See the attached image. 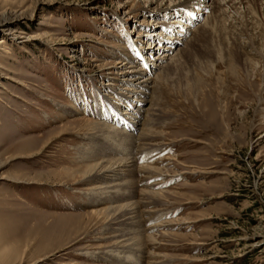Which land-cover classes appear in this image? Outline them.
<instances>
[{
    "label": "rangeland",
    "instance_id": "rangeland-1",
    "mask_svg": "<svg viewBox=\"0 0 264 264\" xmlns=\"http://www.w3.org/2000/svg\"><path fill=\"white\" fill-rule=\"evenodd\" d=\"M144 5L0 0V264H264V7L215 26L201 9L168 58L141 60ZM123 60L148 79L133 128ZM118 205L134 223L106 229Z\"/></svg>",
    "mask_w": 264,
    "mask_h": 264
},
{
    "label": "bare ground",
    "instance_id": "bare-ground-1",
    "mask_svg": "<svg viewBox=\"0 0 264 264\" xmlns=\"http://www.w3.org/2000/svg\"><path fill=\"white\" fill-rule=\"evenodd\" d=\"M145 2V5H144V8H140L137 7L138 9H133L131 11V13L133 11H140L142 12V14H148L149 16H151V20H153L152 18L154 19H157L155 22L154 25H151V29L150 30H145V32H139V34L141 36H143V38H147L148 41H155L157 40V44L155 45V47L153 48L152 45H149V46H146L145 47V51H144V48H143V51L140 49L138 50V57H141V60H143V54L144 53H147L148 50H154V49H161V51H159V54L157 55V59L159 60L160 58H163V57H167L169 55L168 51L172 50L174 47H175V44H177L179 42V38H183L186 34H187V30H186V24L187 22H192L194 23L196 21V13L198 14H201L203 13V11H200L201 9L204 10V9H208V11L211 9H213V13H216L217 15L215 16H211L209 19L207 18V22L205 23H212L213 25L215 24V20H216V17L217 18H220L221 16L224 17L227 16V14L225 13V10L223 9L224 7H228L230 8V4L233 3V5L235 4H240V5H246V4H250L252 3L254 6V9L256 10V3H258V5L260 7H264V0H238V1H235V0H171V3L169 6H165L167 3H165V0H144ZM168 2V1H167ZM211 3V5H209ZM247 7V6H246ZM249 7V6H248ZM247 7V8H248ZM133 8H134V5H133ZM237 8V7H236ZM245 8V6H244ZM195 9V11H194ZM238 9V8H237ZM152 10H158L157 13H154L152 12ZM236 10V9H235ZM198 11V12H197ZM245 11V10H244ZM232 12V11H230ZM247 12V13H246ZM249 10H246L244 13H245V16H247ZM212 13V14H213ZM250 13V12H249ZM138 13H135L134 16H136ZM173 15L174 17L171 18V21H166L165 18L166 15ZM264 15V13H263ZM248 17V16H247ZM215 18V19H214ZM211 19H213L214 21H211ZM154 21V20H153ZM247 21V22H246ZM245 22L248 27L250 25H252V23L247 19ZM183 22V23H182ZM150 24V23H149ZM189 26V25H188ZM215 26V25H214ZM213 26V28H214ZM202 28L203 29H207L205 28L206 26L204 25H200L199 28ZM253 30L255 29L256 30V27H253ZM251 28V29H252ZM202 30V29H201ZM247 30H250V29H246ZM249 34V33H248ZM257 36H258V32L256 33ZM177 35V36H176ZM242 35V34H241ZM251 35L254 37L255 33H251ZM252 36L249 37L248 39H250L252 41ZM259 36H264V32L262 33H259ZM248 40L247 44L248 46H250L253 50H255L253 47H254V44ZM4 40L3 38L0 39V43H2ZM258 43V42H257ZM152 44V43H150ZM179 47V45H178ZM179 50H181L182 52V47H179L178 48ZM167 51V53H166ZM149 53V52H148ZM258 55V51H255V55ZM256 55V56H257ZM168 58V57H167ZM129 62H133L132 59L131 61ZM157 62V61H156ZM233 62H236L234 60V56H233ZM127 62H125L123 60V63L121 61H119L116 65H115V68L119 70V73L120 74H129L127 75V78L125 80H128V81H135V80H140L138 82H136L135 84L130 82V84L132 83L133 84V88H130V90H128L129 92L134 89V96L136 97V99H133L134 102H136V105L133 104L132 107H130L132 105V100L131 98L126 95V94H123L121 93L120 91H115L117 92V95H119L118 93H120V97H124L125 98V101L129 102L128 100H131V102H129V106H127L125 109L128 110L130 108L131 112H125L124 114L126 115H130L129 118H125L127 120V125L130 126V128H133L135 127V125L138 123V121L134 120V119H137L136 115L139 114V111L141 108H139V110H134L133 108H137L139 107V104L141 103V101H145L146 99H143L142 97H145L146 96V89H148L147 87V83H148V79H143V76H139L138 74L140 73L141 70H139L137 68V66L134 64V63H129V65H126ZM120 64V65H119ZM148 66L146 67L145 70H148L150 71L151 70V67L153 65L149 64L147 62ZM159 64V63H158ZM156 65V63L154 64V66ZM233 64H229L230 67H234L232 66ZM126 66H128V68H131L130 70L126 71V70H123V69H126ZM160 66V65H158ZM163 68V67H162ZM234 69V68H233ZM124 71V72H122ZM234 72V71H233ZM159 78L157 79H160V74L158 76ZM162 79V78H161ZM127 81V82H128ZM124 89H127L126 87H124ZM129 89V88H128ZM140 89V90H139ZM132 92V91H131ZM143 100H142V99ZM120 108V107H118ZM124 109V110H125ZM133 109V110H132ZM115 114L117 116H120L122 117L123 114H121V112L116 108L115 110ZM138 116V115H137ZM125 123V122H124ZM100 124V123H99ZM104 124V123H103ZM104 126V125H103ZM137 126V125H136ZM112 127V125H111ZM101 128V127H100ZM99 128V129H100ZM109 128V127H108ZM114 128V127H113ZM124 129V128H123ZM128 129V128H127ZM101 130V129H100ZM115 130V129H114ZM118 131V130H116ZM102 132V131H101ZM121 132H124V135L125 136H128L130 135V132L128 131H121ZM105 133V132H104ZM111 134V133H110ZM112 135V134H111ZM142 135V134H141ZM103 162V161H102ZM107 164H104L103 163H99V164H96L94 166H91L89 167L90 169L88 171H90V173H94L95 170L96 172L92 175L93 178L94 177H98V178H104L105 177V173H109L110 172V168L107 166L109 163H111V161H107L106 162ZM111 167V166H110ZM101 168L103 170L100 171L101 173H103L101 176H98L100 175L99 173H97V169ZM113 169V168H112ZM94 171V172H92ZM116 171V170H115ZM90 175V174H89ZM113 184V183H112ZM119 184V183H118ZM127 185V184H126ZM116 186V185H115ZM114 185L112 186H109L110 188L112 187H115ZM118 186V185H117ZM120 186V184H119ZM97 187V186H96ZM109 187H106V188H109ZM105 188V189H106ZM120 188H122L120 186ZM100 190V189H99ZM116 191V190H114ZM105 192V191H104ZM97 193V192H96ZM109 193V192H108ZM115 197L114 194H106V195H102L99 193V195L97 196V201L101 198H106L108 200H112V198ZM123 197V196H122ZM118 207H115V208H112L110 210L107 211V215L105 216V220L107 223L106 225V229H109L111 228V224L112 223H116L117 222H125L126 224H133L134 223V220L133 219V213H134V210L133 208H131L129 205L127 206H120L118 205ZM106 208V207H105ZM98 212H101V211H98ZM96 213V212H95ZM103 213V211H102ZM100 214V213H99ZM103 215V214H102ZM113 220L112 223H110L111 221ZM115 226V225H114ZM113 228V227H112ZM133 237V236H132ZM127 240V239H126ZM129 240V239H128ZM124 245V244H123ZM138 246V245H137ZM124 247V246H123ZM125 248V247H124ZM127 248V251H124V257H130L129 259H131L132 254H131V251L130 248V244H128V247ZM120 249V248H119ZM115 250L114 248H111V250L109 251L110 255H118L120 254L121 252V249L120 250ZM127 252V253H126ZM105 253V252H104ZM127 258V259H128Z\"/></svg>",
    "mask_w": 264,
    "mask_h": 264
}]
</instances>
